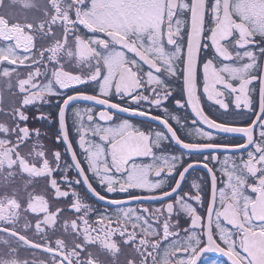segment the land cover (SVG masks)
Instances as JSON below:
<instances>
[{"label":"snow or ice","instance_id":"6c2138e0","mask_svg":"<svg viewBox=\"0 0 264 264\" xmlns=\"http://www.w3.org/2000/svg\"><path fill=\"white\" fill-rule=\"evenodd\" d=\"M0 117V237L59 264L58 224L74 264H264V0H0Z\"/></svg>","mask_w":264,"mask_h":264},{"label":"flooded vegetation","instance_id":"af4514ba","mask_svg":"<svg viewBox=\"0 0 264 264\" xmlns=\"http://www.w3.org/2000/svg\"><path fill=\"white\" fill-rule=\"evenodd\" d=\"M24 2L30 4L33 2V0H24ZM35 2L41 3L42 0H35ZM11 101H12V97H10L6 93L3 99V107L4 108L11 107ZM97 110H99V108H97ZM0 119H4L6 125H10L11 123V121L7 120V118L0 117ZM47 146L51 147V144H48ZM0 147H4L5 150L7 149V145H0ZM22 151L24 150L22 149ZM221 156H223V153H221ZM21 182L22 181L20 179L17 180V184H20ZM7 192L9 195H12L11 187L7 189ZM17 196L18 198H23L24 193L19 192L17 193ZM50 202L52 204V207L55 209L57 207V202L55 201H50ZM60 203L63 204L64 202H60ZM153 206H158V205H148L149 208ZM92 208L96 209L97 211H108L109 213H113L115 211L112 208L104 209L102 205H98L95 203L92 204ZM137 212H139L138 207H137ZM144 215H147L148 219L151 220L152 215H155V213H151V214L145 213ZM117 218L122 220L121 223H118L116 225L117 228L123 229L130 227L131 222L129 220H124L119 217ZM29 219L30 217L25 216L24 213L21 212L20 220L9 227L15 228L17 231H19L22 234L23 237H27L28 241H33L37 245L44 243L43 237L37 236L34 231L32 230L24 231V225L28 222ZM74 219L75 217L73 215H70L68 212L62 213L59 217L60 221L71 222ZM137 223L140 222L137 221ZM135 231L139 232L141 236L149 242L147 251H144V256L148 257V252L152 251L151 241L153 239V236L147 232H144L142 228H137ZM0 239L8 240V243L6 245L0 244V264H24L25 260L29 261V264H33V262H35V264H42V262L43 264H59L58 261L54 262L51 259V255L45 253L43 248L33 250L30 246L27 247L22 246L21 243H19L16 239L7 238V237H0ZM156 239H159V237H156ZM48 240L52 242L53 247L55 246L54 241L63 240L64 253L66 259L68 256L72 257L71 260L67 261V264H74V261L76 260L75 253L78 252L79 245L83 243V240H81L77 236V234L73 232L71 228H69L67 230V233H65V231H63L61 226L58 224L54 233L51 231L48 232ZM107 246L110 247L113 252L116 251L115 243H111ZM87 251H89V249H86V253ZM91 252L93 256L99 255L101 264H128V257H131L135 261V264H144V261L141 260L140 256H138L131 247H125L123 244L120 245L119 253L115 257H111L107 254H99L97 250L94 248L91 249ZM208 255L211 259L220 260L221 264H223L224 261L223 259L215 256L214 254H208ZM82 261H83V256H81V262ZM147 264H153L151 258L147 259ZM200 264H205V262L202 260Z\"/></svg>","mask_w":264,"mask_h":264},{"label":"water","instance_id":"95a60500","mask_svg":"<svg viewBox=\"0 0 264 264\" xmlns=\"http://www.w3.org/2000/svg\"><path fill=\"white\" fill-rule=\"evenodd\" d=\"M214 255L217 256V257H219V258H221V259H223V260L225 259V258H223V257H220V256L216 255V254H214Z\"/></svg>","mask_w":264,"mask_h":264}]
</instances>
